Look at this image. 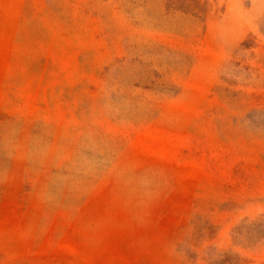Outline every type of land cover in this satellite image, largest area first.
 I'll use <instances>...</instances> for the list:
<instances>
[{"label":"rangeland","instance_id":"1","mask_svg":"<svg viewBox=\"0 0 264 264\" xmlns=\"http://www.w3.org/2000/svg\"><path fill=\"white\" fill-rule=\"evenodd\" d=\"M0 264H264V0H0Z\"/></svg>","mask_w":264,"mask_h":264}]
</instances>
